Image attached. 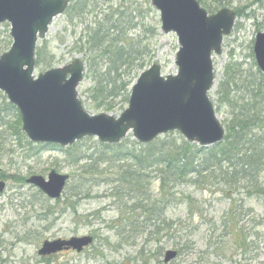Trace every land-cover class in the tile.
Segmentation results:
<instances>
[{"label": "rangeland", "instance_id": "rangeland-1", "mask_svg": "<svg viewBox=\"0 0 264 264\" xmlns=\"http://www.w3.org/2000/svg\"><path fill=\"white\" fill-rule=\"evenodd\" d=\"M74 1L79 0H71L67 11L53 21L47 38L39 42L35 77L80 59L85 73L78 91L85 109L92 115L119 118L129 106L124 95L109 101L91 98L106 79L108 60L100 56L107 44L91 53L87 39L79 40L97 26L110 30L107 20L116 21L120 14L125 34L110 33L111 39L120 38L126 47L133 44L137 52L132 65L120 73L130 93L153 64L161 66L163 76L177 73L178 37L162 31L161 15L152 0H90L83 12L71 11ZM229 8L238 13L237 19L221 54L214 55L216 81L209 93L226 134L242 108L253 106L257 87L264 83L254 53L256 37L264 33V0H235ZM10 31L9 23L0 25V57L12 47ZM4 102L9 103L0 91V107ZM261 114L263 121L252 134H264ZM3 117L8 125L0 127V182L6 184L0 193V264H264V169L249 186L246 181L237 183L231 165L217 160L193 183L187 178L171 182L165 190L158 172L141 169L144 179L133 189L122 181L126 171L140 170L126 159L141 148L132 133L110 145H124V160L118 161L121 148L107 151L104 146L109 144L95 137L69 147L35 144L23 131V135L13 132L14 111ZM172 138L186 141L179 132L156 141ZM52 171L69 176L58 200L26 183L32 176L47 179ZM135 203L143 209H135ZM158 228L161 233L152 235ZM84 236L94 242L81 253L73 249L45 257L38 253L45 241ZM168 251L178 254L165 263Z\"/></svg>", "mask_w": 264, "mask_h": 264}, {"label": "water", "instance_id": "water-1", "mask_svg": "<svg viewBox=\"0 0 264 264\" xmlns=\"http://www.w3.org/2000/svg\"><path fill=\"white\" fill-rule=\"evenodd\" d=\"M71 0H0V25H11L13 44L0 57V91L22 119V130L33 143L69 147L87 137L103 144L121 143L129 133L142 144L179 132L188 142L211 147L224 141L226 131L218 121L209 93L215 79L214 55L222 52L224 38L234 29L236 12L223 8L210 14L198 0H152L160 12L162 31L175 33L180 45L175 75L163 76L159 64L141 73L133 85L128 108L119 118L92 115L79 97L85 64L76 59L35 77L36 50L46 39L55 18L63 15ZM254 53L264 74V33L256 37ZM1 174V169H0ZM68 175L52 171L48 178L32 176L27 184L51 200L62 197ZM6 184L0 182V193ZM90 236L45 241L40 256L91 246ZM168 251L164 261L177 257Z\"/></svg>", "mask_w": 264, "mask_h": 264}, {"label": "trees", "instance_id": "trees-1", "mask_svg": "<svg viewBox=\"0 0 264 264\" xmlns=\"http://www.w3.org/2000/svg\"><path fill=\"white\" fill-rule=\"evenodd\" d=\"M199 3L209 11V13H215L223 8L230 7L234 4L235 0H198ZM259 2V0H257ZM90 0L74 1V5L71 7V11L80 9L81 12L88 6ZM238 14V13H237ZM119 19L113 21L108 19L107 23H111L112 27L107 29L102 26H97L92 32L89 31L87 37H82L79 40L81 43L85 38L89 43V51L95 53L104 48L100 58L107 57L108 69L105 71V81H100L95 90L92 92V97L96 101L98 100H114L124 95L122 98L125 102H129L130 87L126 82L122 81L120 74L125 66L132 65L135 60L134 56L136 51L133 49V44L126 47L120 38L115 37L111 39L110 31L119 33L121 37L124 33L121 29L122 14L118 15ZM89 30V29H88ZM87 30V31H88ZM125 34V33H124ZM136 52V53H135ZM39 56V53H38ZM40 57V56H39ZM99 59L98 57H95ZM97 61V60H96ZM39 64V59L36 61ZM121 84V85H119ZM257 94L253 96L254 104L249 109H243L241 114L235 116L233 122L227 128V134L222 143H219L213 147L204 148L196 144L189 143L183 138H172L165 140L155 141L145 147L142 144H136L140 146V151L128 153L130 159L134 162L135 168L139 171H126L122 174L123 183L130 184L133 189L138 188L142 180L143 175H140L142 170H154L160 174L162 182V188L165 190L171 182H177L180 180H186L188 182H194L201 176L207 174V172L215 166V162H225L232 167V177L236 179V182L246 181L249 186H252L253 182L259 180L260 173L264 169V134L256 135L252 134V131L259 127L263 119L260 115L264 112V83L257 87ZM6 101V98L4 97ZM109 105H111L109 103ZM113 110L114 107H111ZM8 111H14L16 113V124L14 131L17 135H23L21 116L18 109L8 103L4 102V106L0 107V127H6L8 124L3 117L4 113ZM12 128L10 127V130ZM1 138V137H0ZM3 143V138L1 139ZM0 142V143H1ZM126 144V142L124 143ZM123 144L117 146H104L107 151H114V148H121ZM125 151L121 148L116 153L118 161H123L122 154ZM112 153V152H111ZM121 157V158H120ZM136 168V169H137ZM131 172V173H130ZM135 209L142 210L143 205L135 203L133 206ZM145 214V212H144ZM153 214L151 217H153ZM135 222H139V218ZM165 223V221H163ZM145 224V223H144ZM137 229H140L136 227ZM145 225L141 229H145ZM141 231L144 233L145 231ZM152 232V235H159L161 230ZM138 235L139 230H135Z\"/></svg>", "mask_w": 264, "mask_h": 264}, {"label": "flooded vegetation", "instance_id": "flooded-vegetation-1", "mask_svg": "<svg viewBox=\"0 0 264 264\" xmlns=\"http://www.w3.org/2000/svg\"><path fill=\"white\" fill-rule=\"evenodd\" d=\"M71 252V251H70Z\"/></svg>", "mask_w": 264, "mask_h": 264}]
</instances>
